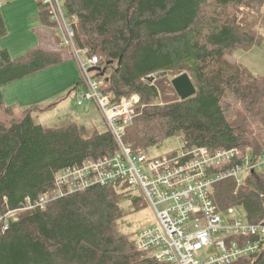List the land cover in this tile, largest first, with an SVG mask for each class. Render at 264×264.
Returning a JSON list of instances; mask_svg holds the SVG:
<instances>
[{
	"label": "trees",
	"instance_id": "trees-1",
	"mask_svg": "<svg viewBox=\"0 0 264 264\" xmlns=\"http://www.w3.org/2000/svg\"><path fill=\"white\" fill-rule=\"evenodd\" d=\"M37 6L39 45L17 57L0 45V264H168L139 251L126 229L127 217L148 207L138 192L94 186L36 205L59 171L117 150L109 129L83 138L75 123L46 128L35 122L37 107L6 105L3 87L74 58L49 5ZM62 8L76 48L99 60L103 76L90 73L103 93L138 97L123 134L134 151L180 137L181 148L264 153V76L229 59L264 42V0H65ZM7 32L0 8V38ZM185 73L196 93L180 100L172 79ZM211 197L220 212L235 207L247 223H264V170L240 185L215 183ZM232 264H264V242Z\"/></svg>",
	"mask_w": 264,
	"mask_h": 264
},
{
	"label": "built area",
	"instance_id": "built-area-1",
	"mask_svg": "<svg viewBox=\"0 0 264 264\" xmlns=\"http://www.w3.org/2000/svg\"><path fill=\"white\" fill-rule=\"evenodd\" d=\"M43 1L51 9L52 20L59 24L64 45L75 56L87 57L86 51L74 44V31L62 6L55 0ZM98 61L96 56L80 61L85 89L78 97L95 102L101 109L117 150L59 171L56 192L47 194L40 208L94 186L118 184L138 192L155 215V221L144 225L135 236L139 251L168 264H232L258 254L264 242V223L244 224L242 211L235 207L220 212L211 194L214 184L221 180L234 178L240 185L247 175L264 170V153L256 157L243 155L236 148L211 152L196 147L153 157L142 149L134 151L124 142L123 134L136 118L138 97L115 101L114 96L104 94V81L89 71ZM223 165L231 168L218 173L215 169ZM211 247L215 252L199 260L198 254Z\"/></svg>",
	"mask_w": 264,
	"mask_h": 264
},
{
	"label": "rangeland",
	"instance_id": "rangeland-1",
	"mask_svg": "<svg viewBox=\"0 0 264 264\" xmlns=\"http://www.w3.org/2000/svg\"><path fill=\"white\" fill-rule=\"evenodd\" d=\"M61 6L65 0H55ZM0 8L4 16L7 34L0 38V45L8 49L12 57H17L39 45L36 34L41 26L37 0H2ZM58 36L63 38L58 29ZM239 53L230 56L231 61L238 60ZM87 57L80 54L62 64L40 73L26 77L2 88L6 105L18 104L22 108H36L34 119L46 128H59L71 123L77 124L83 138L91 137L96 131H107L105 116L95 102L80 99L77 94V81L83 78L80 61ZM158 76V75H156ZM84 85H80L81 89ZM84 89V87H83ZM82 101V105H79ZM180 137H172L160 145L150 148V156H161L176 151L183 146ZM147 205V204H146ZM237 211L232 214L235 219ZM244 217V216H243ZM126 229L136 231L155 221L150 208L127 217ZM242 222L247 224L246 220ZM215 252L214 247L202 250L199 260H206Z\"/></svg>",
	"mask_w": 264,
	"mask_h": 264
},
{
	"label": "crops",
	"instance_id": "crops-1",
	"mask_svg": "<svg viewBox=\"0 0 264 264\" xmlns=\"http://www.w3.org/2000/svg\"><path fill=\"white\" fill-rule=\"evenodd\" d=\"M238 60L255 74L264 76V42L260 46L254 47L252 50L241 54ZM83 90V87L81 89L78 88L77 94ZM33 106L36 105H31L27 108Z\"/></svg>",
	"mask_w": 264,
	"mask_h": 264
},
{
	"label": "water",
	"instance_id": "water-1",
	"mask_svg": "<svg viewBox=\"0 0 264 264\" xmlns=\"http://www.w3.org/2000/svg\"><path fill=\"white\" fill-rule=\"evenodd\" d=\"M89 71L98 72L103 76V69L101 67L96 66L91 68ZM172 85L180 100L188 99L196 93V88L189 75L186 73L172 79Z\"/></svg>",
	"mask_w": 264,
	"mask_h": 264
},
{
	"label": "bare ground",
	"instance_id": "bare-ground-1",
	"mask_svg": "<svg viewBox=\"0 0 264 264\" xmlns=\"http://www.w3.org/2000/svg\"><path fill=\"white\" fill-rule=\"evenodd\" d=\"M95 79H96V78H95ZM55 186H56V184H55ZM54 192H56V187L54 188L53 192H51V193H54ZM47 194H50V193L43 194V196L41 197L40 201L36 204L37 206H41V205L44 204V197H45ZM47 203H48V202H47ZM47 203H46V204H47ZM135 241H136V237H135ZM199 254H200V253H199ZM199 254H198V257H199ZM198 259H199V258H198Z\"/></svg>",
	"mask_w": 264,
	"mask_h": 264
}]
</instances>
